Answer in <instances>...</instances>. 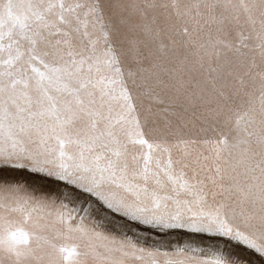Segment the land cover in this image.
Instances as JSON below:
<instances>
[{"label": "snow or ice", "instance_id": "obj_1", "mask_svg": "<svg viewBox=\"0 0 264 264\" xmlns=\"http://www.w3.org/2000/svg\"><path fill=\"white\" fill-rule=\"evenodd\" d=\"M0 264H264V0H0Z\"/></svg>", "mask_w": 264, "mask_h": 264}]
</instances>
